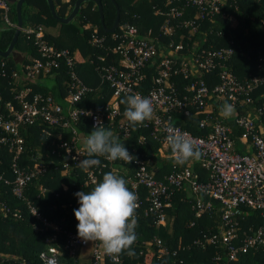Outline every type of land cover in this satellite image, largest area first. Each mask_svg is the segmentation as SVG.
<instances>
[{
  "label": "built area",
  "instance_id": "1",
  "mask_svg": "<svg viewBox=\"0 0 264 264\" xmlns=\"http://www.w3.org/2000/svg\"><path fill=\"white\" fill-rule=\"evenodd\" d=\"M8 3L0 0V21L3 28H15L8 18ZM226 3V0H166L164 8L152 7L153 15L160 17L156 31L150 29L141 34L136 26L123 23L105 38L92 30L90 45L102 48L105 52L96 57L99 65L93 67L98 85L105 84L110 90L104 112L78 106L92 88L87 87L78 77L68 52L47 45L42 38V27L21 28L20 32L27 39L32 38L37 57L31 64L23 66L20 73L11 71L6 74L4 64L0 62V77L7 76L14 81H33L39 75H50L63 62L69 69L71 83L61 99L63 106L49 95L32 93L28 86H21L8 101L1 102L0 99V144L7 146L11 153L7 166L12 176L9 182L0 173V181L10 185L11 193L19 198L27 184L45 172L44 166L38 165L24 171L18 165L23 151L20 127L38 122L59 129L60 133L56 136L59 147L70 161H79L84 155L83 136L77 135L80 122L86 119L92 128L97 121L104 126H111L113 119L119 117L117 128L121 131V138L127 139L129 130L125 111H120V102L128 95L139 93L150 96L153 102V119L143 122L142 128L148 129L152 139L159 144L157 153L160 158L175 159L166 142L169 127L187 132L173 124L175 115L189 117L200 114L198 129L204 132L203 135L187 132L202 153L201 158L195 160L207 173L202 182L195 180L188 167L157 179L140 159L131 162L134 170L130 191L135 193L138 187L144 188L148 210L155 214V225L165 224V209L169 207L172 193L186 185L193 196L192 208L197 215L204 211L209 213L214 205L218 213L216 233L201 234L200 238L192 241V245L203 248L205 245L219 243L226 258L224 264H231L239 253L264 245V93L260 97L253 95L264 86V72L240 80L228 65L236 52L239 54L240 51H235L232 40H227L223 47L203 48V37H194L203 21H215L217 16L221 19L227 17L222 11ZM180 30L184 32L176 37ZM216 36H220V33L216 32ZM174 37L178 40L175 41ZM182 37L184 42L181 41ZM192 38L198 49L189 47L188 42ZM256 57L258 63L264 64V54H257ZM87 64L93 65L89 60ZM151 68L155 70L153 86L144 89L143 71ZM213 71L215 82L210 86L197 78L199 73L210 74ZM178 76L190 79L182 91L173 82V78ZM255 99H260V102H255ZM225 102L234 108L229 116H222L219 111ZM61 133H65L68 139L62 140ZM67 166L64 163L62 167ZM87 178L91 184L96 183V175L93 173H88ZM202 197L209 198V201L204 203ZM26 205L29 214L53 232L45 239V249L38 254L36 264H60V243L70 257H74L77 250L89 247L90 264H103L105 258L118 262L117 257L104 252L99 242L84 241L76 233L50 225L33 206L28 203ZM240 206L256 211L261 223L249 234L242 233L239 236L232 216ZM0 211L6 213L1 205ZM34 231H37V227H34ZM152 242L158 255L166 253L167 249L160 240L153 238ZM171 256H175L174 251ZM19 264L31 263L21 260Z\"/></svg>",
  "mask_w": 264,
  "mask_h": 264
},
{
  "label": "trees",
  "instance_id": "2",
  "mask_svg": "<svg viewBox=\"0 0 264 264\" xmlns=\"http://www.w3.org/2000/svg\"><path fill=\"white\" fill-rule=\"evenodd\" d=\"M55 15L65 18L71 11L75 0H51ZM166 0H113L119 10L118 25L128 23L136 26L139 32L147 30L156 31L160 17L153 15V8H164ZM102 8L103 26L110 28L114 18V7L110 0H99ZM222 8L225 19L220 16L215 21H203L200 23L194 37L204 39L203 48L212 46L219 48L226 46L227 40L235 43L236 52L233 60L228 63L231 71L241 80L249 75H261L264 72V64L257 62V54H264V0H226ZM9 21L15 25L14 4L8 3ZM21 28L40 26L43 29L42 38L47 45L55 49H63L68 52L73 60V67L78 77L87 86L92 88L87 92L78 106L95 112H104V107L109 100L110 90L105 84L98 85L96 73L93 67L97 64V56L104 55L102 48L90 45L92 30L105 38V33L100 26L96 7L91 2L82 3L77 15L67 24H60L53 19L48 11L45 0H24L21 5ZM15 28H3L0 21V52L7 48ZM184 31L177 32L178 37ZM216 32L220 36H216ZM183 35V34H182ZM174 37V40H178ZM182 42L185 39L182 37ZM189 47H195L193 38L188 42ZM14 57L0 58L4 64L6 74L11 71L20 73L21 68L31 64L37 57L32 38L27 39L23 33H19L13 46ZM242 54V55H241ZM113 60L114 56H110ZM86 60V61H85ZM91 61L92 66L87 64ZM157 63V62H156ZM155 63V64H156ZM69 69L60 62L59 67L51 71L50 75H40L33 81H14L9 77H0V99L5 102L22 87L28 86L32 93L51 96L57 103L66 93L69 79ZM142 85L144 89L153 86L152 78L155 70L144 69ZM215 72L210 74L199 73L197 78L205 85L210 86L215 81ZM173 82L179 91L190 82V79L174 77ZM98 85V86H97ZM264 93V86L260 87L253 95L258 97ZM260 97V96H259ZM257 99V98H256ZM255 102H260V99ZM125 104L120 102V111L123 112ZM193 111V110H192ZM193 113H195L193 111ZM200 114L182 117L175 115L173 124L192 135H203L198 129ZM115 117L111 126L104 127L112 130L126 147L128 152L140 159L150 169L154 177L161 179L172 171H178L188 167L197 181H204L207 173L194 159L177 165L173 158H160L157 153L159 144L152 139L150 131L142 128V124L133 126L127 119L129 136L122 139L121 131L117 128ZM229 124V123H228ZM90 123L83 119L77 127V135L84 136L92 131ZM60 130L51 128L45 124L35 123L24 125L19 129V135L23 139V151L20 154L18 165L24 171L32 170L35 166H44L45 172L41 176L32 179L24 189L21 197L17 198L11 193V186L0 181V205L4 211H0V264H19L21 260L36 264L38 254L45 249V239L53 234L49 228L43 227L28 212L26 203L33 206L46 221L60 230L77 234V221L73 215L78 209V198L74 194L78 191H90L95 184H91L87 178L88 173L96 175V182L102 180L103 174L116 170V172L128 181L132 180L133 165L121 161L107 162L104 157H94L101 161L100 167H94L87 171L82 170L78 163L88 158L86 153L79 161H70L65 156L63 149L59 147L56 139ZM237 133V132H235ZM0 135H2L0 133ZM62 140L68 136L61 133ZM143 139V141L139 142ZM242 154L239 149H236ZM11 153L7 146L0 144V173L6 181H12L8 171V162ZM68 166L63 168V164ZM99 171V173H97ZM138 207L135 211L137 226L135 228L137 239L132 245L135 255L129 257L122 252L117 258L118 262H111L105 258L103 264H224L226 258L222 245H205L203 248L192 245V241L200 238L201 234H214L218 226V213L215 205L212 210L197 215L192 208L193 196L186 185L175 190L169 201V207L165 209V224L155 225V214L148 210L146 191L142 187L136 189ZM205 203L209 198L202 197ZM15 215V216H13ZM236 224L237 233L249 234L260 225V218L256 211L246 206L238 207L232 216ZM37 227V231H34ZM60 235V233H58ZM153 238L161 241L167 249L164 255H158L157 248L153 244ZM62 239V238H61ZM59 242L61 240L59 239ZM60 264H90L89 261L79 262V252L70 257L68 252L59 245ZM88 249L89 247L83 248ZM175 252L172 257L171 253ZM231 264H264V245L255 246L245 253H239Z\"/></svg>",
  "mask_w": 264,
  "mask_h": 264
},
{
  "label": "clouds",
  "instance_id": "3",
  "mask_svg": "<svg viewBox=\"0 0 264 264\" xmlns=\"http://www.w3.org/2000/svg\"><path fill=\"white\" fill-rule=\"evenodd\" d=\"M121 103L126 105L124 116L131 125H140L153 119L154 107L150 96L131 94ZM219 111L222 116H229L234 108L225 102ZM168 132L166 142L177 165L201 158L202 153L189 133L171 127ZM82 150L88 158L82 159L78 166L85 171L101 166L100 159L94 157H104L109 161L121 160L127 164L136 159L119 137L99 121L90 134L83 136ZM127 185L128 181L116 170H112L103 174L102 180L96 182L90 191H78L74 194L79 204L78 209L73 212L78 222V237L84 241L99 242L109 256L118 257L122 252H126L129 257L135 255L132 245L137 239L135 211L138 197Z\"/></svg>",
  "mask_w": 264,
  "mask_h": 264
},
{
  "label": "water",
  "instance_id": "4",
  "mask_svg": "<svg viewBox=\"0 0 264 264\" xmlns=\"http://www.w3.org/2000/svg\"><path fill=\"white\" fill-rule=\"evenodd\" d=\"M6 1L14 4V13H15L16 22H15V29H14L12 38H11L7 48L5 49V51L0 52V58H2V59H6L8 57H14L13 46L17 40V37L20 33V29L22 27L21 5L24 2V0H6ZM110 1L114 7V18H113V23H112L111 27L105 28L103 26L102 8H101V4H100L99 0H75L70 13L65 18L57 17L55 15V12H54V7L52 4V1L51 0H45L51 17L53 19H55L60 24H67L70 21H72V19L77 15L78 9L82 3H85V2L93 3L95 5L97 13H98L100 26L103 29V31L107 34L113 33L114 30L118 27V18H119V10H118L117 6L114 4L113 0H110Z\"/></svg>",
  "mask_w": 264,
  "mask_h": 264
},
{
  "label": "crops",
  "instance_id": "5",
  "mask_svg": "<svg viewBox=\"0 0 264 264\" xmlns=\"http://www.w3.org/2000/svg\"><path fill=\"white\" fill-rule=\"evenodd\" d=\"M79 253H80L79 257H78L79 258V262L83 263V261L84 262L87 261V259L89 258L90 251L88 249H81ZM82 256H83V258H85L83 261L81 260Z\"/></svg>",
  "mask_w": 264,
  "mask_h": 264
},
{
  "label": "rangeland",
  "instance_id": "6",
  "mask_svg": "<svg viewBox=\"0 0 264 264\" xmlns=\"http://www.w3.org/2000/svg\"><path fill=\"white\" fill-rule=\"evenodd\" d=\"M82 81V80H81ZM89 256H90V253H89ZM85 258H83V256H82V258H81V260L83 261ZM87 261H89V258L87 259Z\"/></svg>",
  "mask_w": 264,
  "mask_h": 264
}]
</instances>
